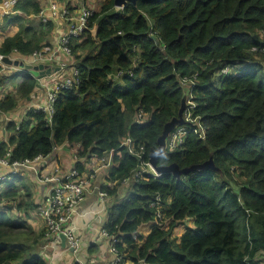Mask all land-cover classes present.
I'll return each mask as SVG.
<instances>
[{"label": "trees", "instance_id": "16d2710c", "mask_svg": "<svg viewBox=\"0 0 264 264\" xmlns=\"http://www.w3.org/2000/svg\"><path fill=\"white\" fill-rule=\"evenodd\" d=\"M38 7L36 0H17L13 13L1 17L19 24L0 41L1 56H27L50 44L44 40L52 22L45 29L20 24ZM252 47H264V0H136L120 8L99 0L85 29L69 41L78 84L57 93L49 124L33 109L16 129L6 123L0 157L8 147L9 162L30 160L66 144L80 172L78 159L111 151V184L99 188L109 198L101 228L115 239L121 264H264V71ZM9 74L0 73V82L27 99L34 78L23 72L12 83L18 73ZM182 78L192 81L184 90L204 138L187 127L181 144L154 163L209 166L178 176L134 175L177 117ZM15 106L11 93L0 99L1 113ZM138 111L146 115L142 123L133 120ZM125 137L142 147L139 158L119 146ZM20 178L15 173L0 182V264H46L32 247L6 240L11 231L31 229L20 215L9 217L12 206L18 212L23 205L25 216L37 206ZM18 197L23 203H14ZM154 197L160 218L149 207ZM40 239L43 231L34 241Z\"/></svg>", "mask_w": 264, "mask_h": 264}, {"label": "built area", "instance_id": "2783aa9c", "mask_svg": "<svg viewBox=\"0 0 264 264\" xmlns=\"http://www.w3.org/2000/svg\"><path fill=\"white\" fill-rule=\"evenodd\" d=\"M17 0H0V18L6 14L13 13V7ZM77 4L75 8L70 9L68 5H59L56 1L47 0L45 6H42L36 12V17L41 21L52 22L53 38L50 44H45L36 52L30 54L29 64L45 65L46 68L52 69L47 75L42 77H34L35 86L30 94V100L25 109L19 110L15 113V119H8L7 122H13L14 128H17L18 123L24 118L25 113L29 109L41 111L44 114L45 122L50 123V116L52 113V106L58 92L63 89H70L75 87L78 82L77 70L71 64V56L69 49V41L71 38L78 36L86 27L87 18L91 10L82 3V1L75 0ZM250 52L264 53V47H252ZM0 55V73L9 74L10 71L19 73L20 70L13 66L5 65L1 62ZM10 59L11 56H6ZM23 58V57H22ZM25 61L24 59H18ZM70 61V63H69ZM222 73L227 72V68L221 70ZM31 75L29 72H27ZM121 72L117 71L116 76ZM178 85L183 89L192 85L190 78L178 79ZM184 105L181 112L182 123L175 125L166 135L164 139V150H173L178 147L183 141V137L189 130L198 138H204V129L198 121V116H193L191 109L193 103L191 95L188 93L183 95ZM44 102V103H43ZM135 123H142L146 120V115L138 111L134 115ZM119 146L126 149V152L136 158L142 155V147L136 145L133 141L125 137L121 140ZM55 148V147H54ZM53 148V149H54ZM74 155V154H73ZM9 148L5 149L4 155L0 157V167L6 168L11 174L19 173L20 171H29L40 183H47V188L44 190L39 204L36 206V213L42 221L44 227V236L46 241L39 247L40 251L48 249L51 254L47 255L41 253L42 258L46 264H65L58 261V256L61 252L56 253L55 248L60 244V235L63 236V249L72 255V261L76 264H87L86 261L79 260L77 255L80 247L79 238L75 235L74 227L71 223L72 217L76 214L78 204L83 200L89 190L92 188V181L94 174L98 168H108L112 164L111 151L105 152L100 156L91 155L97 162L96 167L85 173L79 172L74 166L66 169L53 168L43 173L41 166L45 161V156H35L30 160L22 161H8ZM73 161L76 160L75 155ZM99 165V166H98ZM43 166V165H42ZM147 175L153 178L159 177L161 172H156L149 164L148 159L140 162L138 170L134 175ZM9 177L6 174H0V182L8 181ZM2 184V183H1ZM122 184H127L123 181ZM110 186V184H109ZM97 197L99 200L98 214H105L104 200L106 195L101 190H97ZM159 199H154L149 203V207L154 208L155 217L160 218L158 211ZM99 236L104 237L107 241V249L110 259L107 264H121V257L115 252L112 243L115 241L113 237L107 236L105 231L100 227ZM70 250V251H69ZM40 255V254H39ZM5 264H12L7 262ZM89 264V263H88Z\"/></svg>", "mask_w": 264, "mask_h": 264}, {"label": "crops", "instance_id": "0c3cea01", "mask_svg": "<svg viewBox=\"0 0 264 264\" xmlns=\"http://www.w3.org/2000/svg\"><path fill=\"white\" fill-rule=\"evenodd\" d=\"M54 1H56L59 5H62V3L59 2H63V4L66 6L68 5L70 9L75 8V5L77 4L75 0ZM7 135L8 133L5 129V126L3 128L1 127L0 139L4 140ZM73 153L74 148H68L66 144H62L58 147H55L49 155L45 156V161H43L42 163L43 166L41 165L39 167H41V171L43 173L53 169L54 167L58 169H66L70 166H73V163L76 161H73L72 159L74 156ZM77 161L81 165L82 173L90 171L92 168H95L97 164L94 157L91 155L86 157V159H78ZM106 173V168L96 169L94 179L91 182L92 188L91 190H89L88 194L85 195L83 200L78 204L76 208V214L71 219L75 235L79 238L80 241V247L77 252V255L79 256L78 258H80L79 260L86 261L87 264H104L105 261L107 264L108 260L110 259V255L103 256L101 253V249L98 248V246H101L104 248L106 247L105 249H107L106 239L99 236V228L101 227L100 225L104 220L105 214H98L100 207L97 197V190L101 186L111 184L106 180ZM0 174H6L8 177L12 175L6 168L3 167H0ZM18 174H20V183H22L19 186L24 185V187L29 190L33 203L35 205H38L42 198L44 190H46L47 188V183L38 182L37 178L29 171H20ZM108 200L109 198L106 197V199L104 200L105 205L108 203ZM26 211L28 213V216L26 217L27 219H30L29 213L31 212V209L27 208ZM31 216H34L36 218L37 215L35 209ZM37 218L40 220L38 216ZM39 222V225L35 228V230L39 229L37 231V234H39L43 228L41 220ZM46 240L47 239H44L42 243ZM40 241L41 239L38 240L37 244H40ZM37 247L34 248V252H37L41 255L42 252L40 251L39 246ZM62 248L63 247L59 244V249H61L59 251L61 252V254L58 256V258L63 260V263L65 264H71L72 255ZM88 257H92L90 262L88 261Z\"/></svg>", "mask_w": 264, "mask_h": 264}, {"label": "rangeland", "instance_id": "374dc122", "mask_svg": "<svg viewBox=\"0 0 264 264\" xmlns=\"http://www.w3.org/2000/svg\"><path fill=\"white\" fill-rule=\"evenodd\" d=\"M36 1L38 2V6H39L38 9L40 7H42V6H45V4L47 2V0H36ZM78 1H81V0H78ZM98 1L99 0H85V6L87 8H89L90 10H94L97 7ZM59 3L63 4V2H59ZM36 15H37L36 13H33V14H27V15L22 16V21L20 22V24L31 25L35 29H37V27H38L37 24H41L40 27L42 29H45L46 24H47L48 21L43 22V21H41L40 18L36 17ZM18 25L15 22H11V23L5 24V22H3V20L0 18V41L4 37L12 35L14 32H16V30L18 29ZM53 28L54 27L52 26V29H51L52 31L50 32V35L44 41H48L49 40V42H51V39L53 38ZM43 45H45V43H43ZM43 45L41 46V48L43 47ZM263 55L264 54H261V53L251 54V56L253 58H255V59L258 58L259 59L261 65H262V70L264 71V57L263 58L261 57ZM29 56H30V54L27 55V56H23V55L21 56L19 54H15V53L11 55L12 58L24 59L25 61H22V62L28 63V64H29V60L27 58H29ZM70 56H71V54H70ZM71 58H72V56H71ZM69 63H70V61H69ZM71 64H72V62H71ZM17 69H19L20 72L17 74L18 76L13 80L12 83H18L20 81V79H19L20 76L19 75L26 71V70H24L22 68H17ZM10 73H13V71H10ZM9 75H11V74H9ZM8 93H11L12 95L15 96L16 106L11 111H9L8 113H1L0 112V128L1 127L3 128L5 126V124L8 123L7 122L8 119H13L14 120L15 119V113H17L21 109H25L26 105L28 104V101L31 98L29 96L31 93L28 95L29 97L27 99L19 97L16 94V88H14L13 84H11L8 81H5L3 83L0 82V99H2L3 96L7 95ZM21 191H23V190H21ZM21 195H22V192H21ZM24 199L25 198L18 197L14 203L16 204L17 201H20V203H23ZM0 207H1V205H0ZM23 211H24L23 205L19 209L18 212H16V207L12 206L11 212H9L8 214L11 215L9 217H11L13 219H16L15 217H17V215H20V217H22L23 219L27 220V222L31 226V229L28 230V231H26L24 229L11 231V232H9V233H11V235H9L8 239H6V240H7L8 243H11V244L23 245V246L29 247L30 249L32 247V250L34 251L35 247H37V246L40 247L45 242L44 241L42 243V241L44 239H46V237L44 236V227L42 228L43 239L41 240L40 244H37L38 241L36 242V241H34V239H35V235H37V231L39 230V229L35 230V228L40 223L39 222L40 220L37 218L38 215L36 213V215H37L36 218L39 221L34 216H31L33 214V211H34V209H31V212L29 213L30 219H27V217L25 215H23V213H22ZM35 212H36V208H35ZM42 226H43V224H42ZM180 232H181L180 229H178L177 231L175 230L173 232V236L176 237ZM98 248L101 249V253H102L103 256H107V255L109 256L108 251H106V249H105L106 247L104 248V247L98 246ZM59 250H61V249H59V246H57L55 248V252L59 253L60 252ZM38 251H39V249H38ZM42 252L47 254V255L51 254V252L48 249H46V250H44ZM62 259H64V258H62ZM91 259H92V257H88V261L89 262L91 261ZM58 261L59 262H63V260H61L60 258H58ZM104 264H106V261L104 262Z\"/></svg>", "mask_w": 264, "mask_h": 264}, {"label": "water", "instance_id": "95a60500", "mask_svg": "<svg viewBox=\"0 0 264 264\" xmlns=\"http://www.w3.org/2000/svg\"><path fill=\"white\" fill-rule=\"evenodd\" d=\"M136 0H113V5L117 8L123 7L126 3H130V4H135ZM1 62L5 65L8 66H13V67H18V68H22L26 71H28L31 76L33 77H42L44 75H47L50 70L52 69L51 67L46 68L45 65L42 64H37V65H31L28 63H24L18 59H10L6 56L1 58ZM183 105H184V97L183 95L181 96V101H180V107L178 109V113H177V117L176 118H172L170 119L163 127L162 132L160 134V136L157 138L156 143H157V147L155 150L151 151L149 153L148 156V162L150 164V166L156 171V172H169L171 173L173 176H178L181 173H186L188 171L197 169V168H204V167H208L209 164L208 162L199 165V166H195V165H191L187 168H183V169H177L175 164H170L167 166H162V167H158L155 165L154 163V159L164 150V139L166 137V135L168 134V132L175 126V125H179L182 123V119H181V112L183 109ZM63 236L60 235V245L63 246ZM70 251V250H69Z\"/></svg>", "mask_w": 264, "mask_h": 264}, {"label": "clouds", "instance_id": "9594fccd", "mask_svg": "<svg viewBox=\"0 0 264 264\" xmlns=\"http://www.w3.org/2000/svg\"><path fill=\"white\" fill-rule=\"evenodd\" d=\"M16 68H18V67H16ZM25 72H28V71H25ZM33 77V76H32ZM34 78V77H33Z\"/></svg>", "mask_w": 264, "mask_h": 264}]
</instances>
